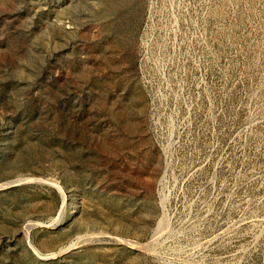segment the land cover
<instances>
[{
	"label": "rangeland",
	"instance_id": "374dc122",
	"mask_svg": "<svg viewBox=\"0 0 264 264\" xmlns=\"http://www.w3.org/2000/svg\"><path fill=\"white\" fill-rule=\"evenodd\" d=\"M0 264H264V0H0Z\"/></svg>",
	"mask_w": 264,
	"mask_h": 264
},
{
	"label": "bare ground",
	"instance_id": "6f19581e",
	"mask_svg": "<svg viewBox=\"0 0 264 264\" xmlns=\"http://www.w3.org/2000/svg\"><path fill=\"white\" fill-rule=\"evenodd\" d=\"M65 204H66V196H64V201H63V206L62 207H64ZM162 204H163V201H162Z\"/></svg>",
	"mask_w": 264,
	"mask_h": 264
}]
</instances>
